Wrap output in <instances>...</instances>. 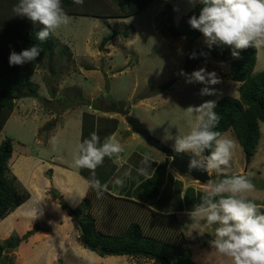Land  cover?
I'll use <instances>...</instances> for the list:
<instances>
[{"label": "rangeland", "instance_id": "obj_1", "mask_svg": "<svg viewBox=\"0 0 264 264\" xmlns=\"http://www.w3.org/2000/svg\"><path fill=\"white\" fill-rule=\"evenodd\" d=\"M87 1L89 3L84 0L83 5H87L83 10L88 12H96L99 8L96 4L111 5L110 0ZM197 4L192 6L189 0H155L145 11L128 18L67 15L69 23L53 34L57 40L54 55L47 56L33 76L35 92L40 97L12 99L14 111L0 135V144L6 137L13 141L8 177H16L20 190L30 194L25 204L0 219V244L5 248L0 254V264H156L129 256L100 257L85 250L81 230L63 205L75 209L81 204L78 205V201L82 190L77 191L78 183L73 177L80 178L85 184L93 178L90 170L74 166L78 145L93 131L101 143L109 137L100 131V124L89 116V112L95 114L94 110H97L111 116L117 109L131 108L133 117L145 124L153 137L173 149L176 135L188 134L195 124L194 115L185 111L189 106H199L208 100L217 103L226 96L240 97L241 83L229 79L230 67L203 54V48L208 46L204 36L186 40L174 39L165 33L164 13L168 6L175 9L174 21L179 26ZM1 10H4L5 17H0V25L17 20L12 7L0 6V13ZM115 32L122 34L108 42L103 50V39ZM125 32L127 37L123 34ZM193 53L196 59L190 58ZM200 68L216 72L222 81L211 86L216 95L201 96L200 90L205 85L188 84L179 75L181 71L191 74ZM263 71L264 48H261L254 75ZM163 84H170L168 90L150 96ZM122 112L125 122L130 124L129 114ZM125 122H121L115 137L122 147L118 155L122 156L121 160L117 161L116 156L105 157L103 164L95 169V178L101 184L114 176L109 179L108 189L118 197L120 195L114 190L130 196L127 193L131 185L146 178L138 174V168L148 167L150 175L154 165L152 160L161 157V164L165 163V157L147 146L142 137L130 139V133L123 130ZM260 127L261 139L250 159L233 130L224 134L225 138L235 142L236 147L230 166L222 173L213 172L211 182L249 173L251 182L264 181V123H260ZM53 137L56 138L55 146L50 143ZM145 155L150 157L147 166L141 163ZM58 172L72 177L75 193L61 189H70V186L64 187L59 182ZM125 173H130L129 182L128 187L122 189L113 181L119 177L125 182L128 179ZM206 185L170 168L161 196L149 207L179 215L184 243L195 264H231L211 244L215 239L216 225L207 227L204 221L194 224L188 215L200 202L201 195L207 190ZM53 190L57 191V196ZM246 195L264 211V189H253ZM35 223L42 225V231L21 242ZM208 234H211L209 240ZM206 241H209L208 245ZM10 244L15 247H9Z\"/></svg>", "mask_w": 264, "mask_h": 264}, {"label": "trees", "instance_id": "obj_2", "mask_svg": "<svg viewBox=\"0 0 264 264\" xmlns=\"http://www.w3.org/2000/svg\"><path fill=\"white\" fill-rule=\"evenodd\" d=\"M154 1L110 0L111 5L106 7L93 2L99 7L96 12L83 10L87 4L77 5L73 0H62V6L64 12L70 16L81 14L95 18H128L142 13ZM17 3L18 0H0V6L12 9ZM102 6L104 8H101ZM202 7L198 3L177 26L174 21L175 9L168 6L164 13L166 35L174 39L201 38L203 34L193 29L188 21L193 15L198 17ZM4 10H1L0 17H5ZM39 27H34L27 18L18 16L14 23L0 25V93L11 92L14 99H19V92L36 91V84L32 78L43 60L47 56L51 58L57 47L54 35L43 43L36 39ZM121 34L115 32L105 37L101 48L104 50L108 42ZM123 34L125 37L128 36L127 32ZM34 44L43 49L38 59L22 66H10L9 56L12 51L20 53ZM202 52L229 66V79L241 83L239 98L226 96L216 103L214 111L219 115L220 122L214 130L223 135L233 130L245 155L250 159L255 155L261 139L260 123H264V71L254 75L258 50L255 48L243 50L239 59L233 58L232 48L226 45L207 46ZM169 87L170 84L160 85L150 96H157ZM14 107L12 100L0 99V135ZM12 155L13 141L6 137L0 144V219L8 217L30 198L29 193L20 190L16 177H8ZM167 171L165 163L161 164L151 177L134 189L130 197H118L105 191L101 198H97L96 191L88 185L83 201L77 208L73 209L64 204V209H68L78 229L81 226L83 248L100 257L129 256L151 260L156 264H195L191 252L184 243V233L181 231L183 225L179 221V215L158 212L149 207L161 196L167 182ZM251 183L254 189H264V181ZM40 231L42 225L35 223L21 242L30 240ZM210 238L211 234H208V240ZM208 242L205 244L208 245ZM9 247L14 248L15 245L10 244ZM4 249L0 244V254Z\"/></svg>", "mask_w": 264, "mask_h": 264}, {"label": "clouds", "instance_id": "obj_3", "mask_svg": "<svg viewBox=\"0 0 264 264\" xmlns=\"http://www.w3.org/2000/svg\"><path fill=\"white\" fill-rule=\"evenodd\" d=\"M73 2L83 5L84 0ZM189 3L192 6L197 3L203 6L199 16L193 15L188 23L203 34L209 47L229 46L235 59L240 58L243 50L264 48V0H189ZM13 12L18 17L27 18L34 27L40 26L36 39L41 43L55 34L61 26L67 25L70 19L64 12L62 0H18ZM42 51L38 44L20 53L12 51L9 64L22 66L31 63L38 59ZM190 58L196 59V54L193 53ZM179 75L188 84L205 85L200 90L201 96L216 95L215 88L211 86L222 82L216 72H208L206 68H200L191 74L181 71ZM215 108L216 102L213 100L205 101L199 106H189L185 111L194 115L195 124L188 134L176 135L173 145V151L177 154L191 153L188 163L190 172H206L211 179L213 172L222 173L230 166L236 147L233 140L214 130L220 122ZM55 139L53 137L50 141L53 146ZM121 152L122 147L114 136L106 137L101 143L95 131L78 145L74 166L90 170L93 178L89 184L96 191L97 198L103 196L108 185L101 184L95 178V169L103 164L105 157H118ZM149 160L150 157L145 155L141 163L147 166ZM137 172L149 177L148 167H140ZM249 175L251 173L226 176L216 182L209 181L200 202L188 213L194 224L204 221L207 227L216 225L215 239L211 244L231 264H264V211L246 195L254 189L248 179ZM125 176H130V173H125ZM113 183L123 186L124 179L118 177Z\"/></svg>", "mask_w": 264, "mask_h": 264}, {"label": "water", "instance_id": "obj_4", "mask_svg": "<svg viewBox=\"0 0 264 264\" xmlns=\"http://www.w3.org/2000/svg\"><path fill=\"white\" fill-rule=\"evenodd\" d=\"M18 95L20 97L24 98H39V93L35 91H22L19 92ZM14 95L9 93H0V99H7L12 100ZM122 110L125 112L124 115L127 113L130 117V125L132 127V131L138 133L145 141L146 143L156 149L157 151L161 152L165 156V166L174 168L177 172H179L182 175L190 176L194 180L202 183V184H208L209 181H212L211 176L207 175L206 172H201L198 170L189 171L188 169V163L190 159V155H187L185 153L177 154L173 151L172 148L167 146L165 143H163L161 140L153 137L148 129V127L141 123L138 119L134 118L131 114V108H122L120 110H116L115 112L120 111L121 114H123ZM207 155V152L205 153ZM55 195L57 196V191H54ZM81 229V226H80Z\"/></svg>", "mask_w": 264, "mask_h": 264}, {"label": "crops", "instance_id": "obj_5", "mask_svg": "<svg viewBox=\"0 0 264 264\" xmlns=\"http://www.w3.org/2000/svg\"><path fill=\"white\" fill-rule=\"evenodd\" d=\"M94 112H95V114H93V113L90 114V112H89V116L91 118H95L96 119V122H98L100 124V131L103 132V133H105V134H107V136H109V137L110 136H114V138L117 137V135H118V133L120 131V128L122 126V123L121 122H125V118L123 117V114H121L119 112H114V113H112L113 115L107 116L108 114L103 113V112H99L97 110H94ZM120 118H122V119H120ZM88 122H91V121L89 120ZM125 123H126V127L123 130H125L128 133H130V135H131L130 139L135 140L136 137H138V138L141 137L138 133L133 132L131 130V125L130 124H128L127 122H125ZM146 145L149 146L147 143H146ZM150 148L153 149V150H155L156 152L160 153L163 157H165L161 152L157 151L156 149H154L152 147H150ZM121 158H122V156H121ZM121 158L118 157L117 158V161H120ZM160 158L157 157V160H152V162H153L154 165H153V168L151 170L152 171V173L150 174L151 176L153 175V173L155 172V170L161 165ZM58 169H60V168H58ZM65 171H67V170L65 169ZM150 175H149V177H151ZM56 177L59 180V182H62L63 183L64 187L65 186H70V189L66 188V190H65V188L61 187V189H63L64 192H66V191L68 192L70 190L69 191L70 193H75V191L72 189V183H74V182L71 180L72 177L70 175L63 174L61 172H58V174H56ZM113 177L114 176L112 175L111 178L113 179ZM127 177H128V179L124 182L123 186H120V188L125 189L126 186L128 187V183L127 182H129V176H127ZM73 178H75L74 179L75 180V183H78L77 191L80 188H81L80 191L82 190L81 198L78 201V205H79L81 203L82 199H83L84 192H85L87 186L90 185V184H89V182L87 184H85L84 181H82L80 178H78V179H77V177H73ZM111 178L109 177L107 179V182H106L107 185H108L109 179H111ZM145 179H147V178H144L143 180H140L139 182L131 185L130 191L127 193V195L132 196V193H133L134 189L141 182H143ZM57 184H59V183H57ZM56 186H59V185H56ZM107 191L109 193L112 192L109 189ZM114 191L116 193H118L120 195V197H130V196H124L122 193H119L116 190H114ZM112 195H114V194H112Z\"/></svg>", "mask_w": 264, "mask_h": 264}]
</instances>
